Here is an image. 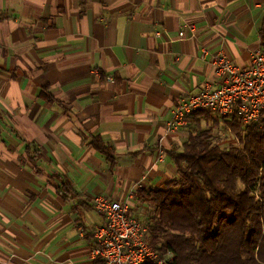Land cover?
Wrapping results in <instances>:
<instances>
[{
  "label": "crops",
  "instance_id": "1",
  "mask_svg": "<svg viewBox=\"0 0 264 264\" xmlns=\"http://www.w3.org/2000/svg\"><path fill=\"white\" fill-rule=\"evenodd\" d=\"M263 21L264 0H0V264H97L93 198L147 214L136 190L218 123L166 133L178 98L219 86L211 57L264 53Z\"/></svg>",
  "mask_w": 264,
  "mask_h": 264
},
{
  "label": "trees",
  "instance_id": "2",
  "mask_svg": "<svg viewBox=\"0 0 264 264\" xmlns=\"http://www.w3.org/2000/svg\"><path fill=\"white\" fill-rule=\"evenodd\" d=\"M229 130L239 147L221 148L198 130L170 153L176 177L136 190L148 209L147 242L170 251L173 264H264V111L247 125L234 115Z\"/></svg>",
  "mask_w": 264,
  "mask_h": 264
},
{
  "label": "built area",
  "instance_id": "3",
  "mask_svg": "<svg viewBox=\"0 0 264 264\" xmlns=\"http://www.w3.org/2000/svg\"><path fill=\"white\" fill-rule=\"evenodd\" d=\"M182 36L179 32L178 37ZM209 66L219 78V86L215 90L205 87L196 93L182 94L166 121V133L174 134L186 128L190 116L196 112L229 118L235 115L242 125L260 119L264 111V53L255 51L249 65L244 67L234 65L220 53L211 57ZM92 73L99 75L97 69ZM139 186L140 183L136 185ZM133 199L134 190L122 200L93 198L92 206L102 218V223L92 231L93 259L98 260L97 264H173L170 251L160 253L148 244V225L131 215Z\"/></svg>",
  "mask_w": 264,
  "mask_h": 264
},
{
  "label": "rangeland",
  "instance_id": "4",
  "mask_svg": "<svg viewBox=\"0 0 264 264\" xmlns=\"http://www.w3.org/2000/svg\"><path fill=\"white\" fill-rule=\"evenodd\" d=\"M204 116H209V117L215 116L218 120V123L213 122L211 124H206L205 126H203V128L202 127L197 128L198 130H209L211 132V141L213 144H216L220 146L221 148L232 147V146L239 147L237 139L232 134V132L229 130V122L231 121V118L223 117L215 113L214 114L205 113ZM197 129L195 130L196 133L198 131ZM141 215L142 216L140 217L141 218L140 220L144 222L145 225H147L148 214L143 213Z\"/></svg>",
  "mask_w": 264,
  "mask_h": 264
}]
</instances>
